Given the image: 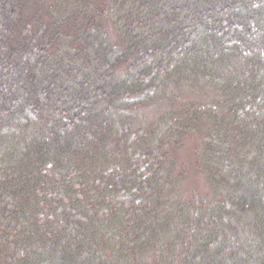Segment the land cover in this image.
I'll use <instances>...</instances> for the list:
<instances>
[{
	"label": "trees",
	"instance_id": "obj_1",
	"mask_svg": "<svg viewBox=\"0 0 264 264\" xmlns=\"http://www.w3.org/2000/svg\"><path fill=\"white\" fill-rule=\"evenodd\" d=\"M0 264H264V0H0Z\"/></svg>",
	"mask_w": 264,
	"mask_h": 264
},
{
	"label": "rangeland",
	"instance_id": "obj_2",
	"mask_svg": "<svg viewBox=\"0 0 264 264\" xmlns=\"http://www.w3.org/2000/svg\"><path fill=\"white\" fill-rule=\"evenodd\" d=\"M194 97V96H193ZM196 97V96H195ZM146 117L149 119H153L156 115H158L157 109L150 107V109H145ZM193 137V136H192ZM197 141L195 138H186L183 142V147L179 151V159L182 160L183 163L187 164L194 157V152L196 149ZM186 173L188 174V179L185 181V191L188 192L193 188H198L202 186V179H200V175L196 172L195 169L187 168Z\"/></svg>",
	"mask_w": 264,
	"mask_h": 264
}]
</instances>
